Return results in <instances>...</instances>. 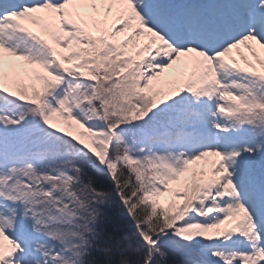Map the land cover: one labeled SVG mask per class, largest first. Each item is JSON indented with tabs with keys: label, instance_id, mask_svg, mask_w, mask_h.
<instances>
[{
	"label": "snow or ice",
	"instance_id": "snow-or-ice-1",
	"mask_svg": "<svg viewBox=\"0 0 264 264\" xmlns=\"http://www.w3.org/2000/svg\"><path fill=\"white\" fill-rule=\"evenodd\" d=\"M0 264H264V0H0Z\"/></svg>",
	"mask_w": 264,
	"mask_h": 264
}]
</instances>
